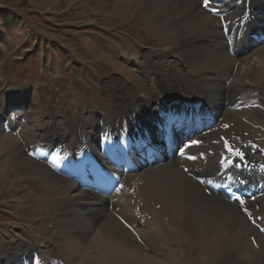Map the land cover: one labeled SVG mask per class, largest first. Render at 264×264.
<instances>
[{
	"label": "bare ground",
	"instance_id": "bare-ground-1",
	"mask_svg": "<svg viewBox=\"0 0 264 264\" xmlns=\"http://www.w3.org/2000/svg\"><path fill=\"white\" fill-rule=\"evenodd\" d=\"M128 1V20L147 19L176 63L139 49L141 74L83 123L0 111V179L39 188L25 207L49 202L60 229V245L13 240L0 264L34 252L50 264H169L161 257L184 243L216 264H264V0Z\"/></svg>",
	"mask_w": 264,
	"mask_h": 264
},
{
	"label": "rangeland",
	"instance_id": "rangeland-1",
	"mask_svg": "<svg viewBox=\"0 0 264 264\" xmlns=\"http://www.w3.org/2000/svg\"><path fill=\"white\" fill-rule=\"evenodd\" d=\"M124 2L129 3L128 0H0V111L9 116L20 108L26 109L36 124L52 108L60 124L61 117H66L65 122L70 119L83 123L81 117L88 111L91 118L106 116L112 110L113 91L119 81H131L141 74L137 63L139 49L151 48L149 57L157 58L164 67L175 64L159 47L160 31L153 30L142 15L133 17L135 12L128 20L130 9L124 12ZM13 98H19L20 103H10ZM261 119L264 120V112ZM254 131L258 144L264 145V126H255ZM15 177L9 174V179L12 178L9 183L0 179V259L2 253L9 252L7 245L19 238L25 240L29 233L32 237L44 235L60 245V234L55 233L60 229L52 226L49 202L36 215L31 214L25 203L40 194L39 188L27 181L24 188H18ZM185 244L165 253L161 259L168 258L169 264H216L204 260L200 251ZM60 253L65 256L64 251Z\"/></svg>",
	"mask_w": 264,
	"mask_h": 264
},
{
	"label": "snow or ice",
	"instance_id": "snow-or-ice-1",
	"mask_svg": "<svg viewBox=\"0 0 264 264\" xmlns=\"http://www.w3.org/2000/svg\"><path fill=\"white\" fill-rule=\"evenodd\" d=\"M203 6H204L205 8H209V0H204V4H203ZM210 10L215 11L214 9H210Z\"/></svg>",
	"mask_w": 264,
	"mask_h": 264
}]
</instances>
